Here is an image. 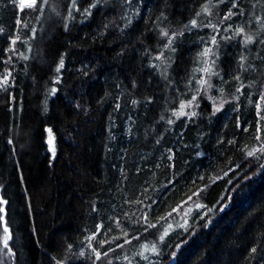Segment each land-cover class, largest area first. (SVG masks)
<instances>
[{"label":"trees","instance_id":"16d2710c","mask_svg":"<svg viewBox=\"0 0 264 264\" xmlns=\"http://www.w3.org/2000/svg\"><path fill=\"white\" fill-rule=\"evenodd\" d=\"M263 81L264 0H0V264H264Z\"/></svg>","mask_w":264,"mask_h":264},{"label":"rangeland","instance_id":"374dc122","mask_svg":"<svg viewBox=\"0 0 264 264\" xmlns=\"http://www.w3.org/2000/svg\"><path fill=\"white\" fill-rule=\"evenodd\" d=\"M28 2H29V0H20V8H22V7L26 8ZM8 79H9V77L5 76L3 82L6 80V82H4V83H7ZM183 112L186 113L187 109L184 108ZM49 130H51V129H49ZM49 130H48V134H47V144H48V150H49L50 155H51V159L53 160L55 158L56 154H57V142H56L55 133H53L52 130H51V133H49ZM53 148H54V151H53ZM197 207H201V206L197 203V200H193L192 199L189 203L186 204V206H183L181 209H179V212H180L179 216L180 217H178V216L177 217L175 216L174 218L171 217L168 222L164 223L162 229L163 230H169V229H172L173 227H175V223L179 222L181 224L182 222L186 221V219L189 216L190 212L194 208H197Z\"/></svg>","mask_w":264,"mask_h":264},{"label":"snow or ice","instance_id":"6c2138e0","mask_svg":"<svg viewBox=\"0 0 264 264\" xmlns=\"http://www.w3.org/2000/svg\"><path fill=\"white\" fill-rule=\"evenodd\" d=\"M36 4H37V0H29V2L27 3V7H28V8H33V7L36 6ZM75 6H76V0H72V7L75 8ZM91 7H95V4L91 5ZM233 7H235V5H233ZM87 11H88V10L85 9V12H87ZM229 15H231V13H229ZM69 16H71V11L69 12ZM226 18H227V17H226ZM192 23H193V25H195L196 22L193 21ZM239 31L242 32L243 29H240ZM164 35H167V33H164ZM251 39H252L251 37H247L246 40H245V43H249V42H251ZM170 42H171V41H169V43H170ZM214 42H215V41H214ZM204 54L207 55V52H205ZM242 59H243V58H242ZM62 67H63V60L60 61V65H59V67L57 68V71H59L60 68H62ZM204 71H209V70H208V69H204ZM4 82H6V80H5ZM206 83H207V81H203V80L201 81V84H206ZM208 86L211 87V85H208ZM52 91H53V93H54L56 90L53 89ZM193 100H195V97H193ZM190 105H191V102H189V104H188L187 106H190ZM184 107H186V105L181 104V111H180L179 113H175V115H177V116H179V115H184V114H185V113L183 112ZM217 110H219V109H217ZM193 114H194V113H193ZM49 133H51V130H49ZM53 151H54V148H53ZM260 151H264V148H261ZM254 154H255V151H250V152H248V155H249V156H253ZM0 203H3V202L0 201ZM0 212H3V209H2V208H0ZM0 219H2V217H0ZM4 232H5L6 234H7V232H8V229H7L6 226H5V228H4ZM164 235H167V232H165ZM160 239L163 240V239H164V236H161ZM7 240H8V237H6V238L4 239V247H5V248L8 247ZM126 242H127V241H126ZM144 248H145V250H150V251H152V252H156V246H155V245H153V246L151 247V249H148V246H147V245H145ZM252 251L255 252L256 249L253 248ZM81 255H83V253H81ZM99 255H100L99 253H96L97 258H99ZM141 255H143V254L141 253Z\"/></svg>","mask_w":264,"mask_h":264},{"label":"bare ground","instance_id":"6f19581e","mask_svg":"<svg viewBox=\"0 0 264 264\" xmlns=\"http://www.w3.org/2000/svg\"><path fill=\"white\" fill-rule=\"evenodd\" d=\"M125 7V6H124ZM128 7V6H127ZM23 8V7H22ZM126 9V8H125ZM211 16V15H210ZM203 23V22H202ZM207 23V22H206ZM199 26H201V25H199ZM203 27V26H202ZM209 27V26H208ZM201 28V27H200ZM204 29V28H203ZM208 29V28H207ZM185 30H186V28H185ZM197 31V30H196ZM202 40V39H201ZM226 40H227V38H226ZM225 41V40H224ZM264 82V81H263ZM215 107V106H214ZM216 109V108H215ZM221 112V111H220ZM219 112V113H220ZM221 114V113H220ZM189 124V123H188ZM224 127V126H223ZM203 134V133H202ZM200 137V136H199ZM197 142V141H196ZM204 142V141H203ZM211 143V142H210ZM249 152V151H248ZM244 154H245V152H244ZM212 155V154H211ZM247 155V154H246ZM256 155V154H255ZM192 156V155H191ZM204 158H205V156H203ZM246 157V156H245ZM244 157V158H245ZM261 157V156H260ZM239 158V157H238ZM242 158V157H241ZM248 160V159H247ZM257 161V160H256ZM251 162H254V161H251ZM244 163V162H243ZM251 166H254L253 164L252 165H250V167ZM177 167V166H176ZM233 167V166H232ZM239 168V167H238ZM237 168V169H238ZM236 169V168H235ZM236 169V170H237ZM176 171H177V169H176ZM172 172V171H171ZM184 173V172H183ZM170 175V174H169ZM161 176V175H160ZM158 177V176H157ZM177 177V176H176ZM163 178V177H162ZM161 179V178H160ZM175 179H177V178H175ZM139 180V179H138ZM170 180V179H169ZM175 182V181H174ZM162 184V183H161ZM166 185V184H165ZM156 186V185H155ZM154 186V187H155ZM147 187V186H146ZM161 187V186H160ZM153 188V187H152ZM158 188V187H157ZM159 189V188H158ZM148 191V190H147ZM154 191V190H153ZM158 193V192H157ZM174 193V192H173ZM200 193V192H199ZM179 194V193H178ZM149 195V194H148ZM170 195V194H169ZM155 196H156V194H155ZM159 196V195H158ZM195 196V195H194ZM178 197V196H177ZM181 197V196H180ZM196 198V197H195ZM155 199V198H154ZM190 200V199H189ZM154 201V200H153ZM165 201V200H164ZM167 201H168V199H167ZM176 201V200H175ZM5 203V202H4ZM145 204V203H144ZM165 204V203H164ZM176 204V203H175ZM185 204V203H184ZM229 204V203H228ZM143 205V204H142ZM171 205V204H170ZM146 206V205H145ZM151 206V205H150ZM153 206V205H152ZM162 206V205H161ZM172 206H174V205H172ZM184 206H186V205H184ZM204 206V205H203ZM226 206V205H225ZM169 207V206H168ZM171 207V206H170ZM137 208V207H136ZM143 208V207H142ZM146 208V207H145ZM172 208V207H171ZM171 208H169V209H171ZM179 208H181V207H179ZM199 208H201V207H199ZM224 208V207H223ZM168 209V208H167ZM203 209V208H202ZM185 210V209H184ZM219 210H221V209H219ZM145 211V210H144ZM214 211V210H213ZM183 212V211H182ZM211 212V211H210ZM197 213V212H196ZM219 213V212H218ZM167 214V213H166ZM188 214V213H187ZM198 214V213H197ZM215 214V213H214ZM122 215V214H121ZM130 215V214H129ZM149 215H150V213H149ZM172 215V214H171ZM179 215H180V212H179ZM209 215V214H208ZM219 215V214H218ZM222 215V214H221ZM220 215V216H221ZM193 216V215H192ZM196 216H199V215H196ZM180 217V216H179ZM185 217V216H184ZM174 218V217H173ZM215 218H216V216H215ZM138 218H136V220H137ZM146 219V218H145ZM148 219V218H147ZM190 219H192V218H190ZM210 219H211V217H210ZM213 219V218H212ZM116 220V219H115ZM149 220V219H148ZM175 220V219H174ZM178 220V219H177ZM202 221V220H201ZM210 221V220H209ZM122 222V221H121ZM143 222V221H142ZM154 222V221H153ZM196 222V221H195ZM152 223V222H151ZM179 223V222H178ZM193 223V222H192ZM208 223V222H207ZM130 224V223H129ZM139 224V223H138ZM153 224V223H152ZM177 224V223H176ZM180 224V223H179ZM197 224V223H196ZM142 225V224H141ZM162 225V224H161ZM113 226V225H112ZM144 226V225H143ZM204 226V225H203ZM117 227V226H116ZM146 227V226H145ZM147 227H148V225H147ZM171 227V226H170ZM177 227V226H176ZM154 228V227H153ZM158 228V227H157ZM150 230V229H149ZM148 230V231H149ZM155 230V229H154ZM153 230V231H154ZM171 230H173V229H171ZM193 230V229H192ZM151 231V230H150ZM176 231V230H175ZM178 231V230H177ZM195 231V230H194ZM109 232H111V231H109ZM115 232H117V230H115ZM131 232H133V231H131ZM141 232V231H140ZM182 232V231H181ZM145 233V232H144ZM159 233V232H158ZM163 233V232H162ZM120 234H122V232L120 233ZM135 234V233H134ZM149 234V233H148ZM153 234H155V233H153ZM152 234V235H153ZM175 234V233H174ZM104 235V234H103ZM150 235H151V233H150ZM157 235V234H156ZM184 235V234H183ZM102 236V235H101ZM148 236V235H147ZM155 236V235H154ZM169 236V235H168ZM89 237V236H88ZM146 237V236H145ZM150 237V236H149ZM156 237V236H155ZM178 237V236H177ZM126 239V238H125ZM135 240V239H134ZM140 240V239H139ZM142 240H144L143 238L140 240V241H142ZM146 240V239H145ZM178 240V239H177ZM176 240V241H177ZM98 242V241H97ZM165 242V241H164ZM133 243V242H132ZM131 243V244H132ZM134 243H135V241H134ZM142 243V242H141ZM119 244V243H118ZM117 244V245H118ZM127 244V243H126ZM82 245V244H81ZM99 246V245H98ZM158 246V245H157ZM162 246V245H161ZM129 247V246H128ZM130 248V247H129ZM123 249H127V248H122V250ZM150 249V248H149ZM157 249V248H156ZM117 251V250H116ZM116 251H114V253L116 252ZM118 251H120V250H118ZM117 251V252H118ZM124 251H126V250H124ZM127 252V251H126ZM171 252H172V250H171ZM174 252H176V251H174ZM113 253V252H112ZM119 253V252H118ZM122 253V252H121ZM168 254V253H167ZM110 255V254H109ZM111 255H113V254H111ZM110 255V256H111ZM118 255V254H117ZM134 255V254H133ZM146 255V254H145ZM144 255V256H145ZM172 255V254H171ZM182 255V254H181ZM128 257V256H127ZM157 257V256H156ZM175 257H177V256H175ZM110 258V257H109ZM115 258V257H114ZM171 258V257H170ZM107 259H108V257H107ZM113 259V258H112ZM149 259V258H148ZM157 259V258H156ZM163 259V258H162ZM109 260H111V258L109 259ZM167 260V259H166ZM112 261V260H111ZM127 261V260H126ZM171 261V260H170ZM107 262V261H106ZM113 262V261H112ZM157 263H160L159 261H156ZM115 263H116V261H115ZM155 263V262H154ZM165 263V262H164ZM107 264V263H106Z\"/></svg>","mask_w":264,"mask_h":264},{"label":"water","instance_id":"95a60500","mask_svg":"<svg viewBox=\"0 0 264 264\" xmlns=\"http://www.w3.org/2000/svg\"><path fill=\"white\" fill-rule=\"evenodd\" d=\"M3 210H4V207H3Z\"/></svg>","mask_w":264,"mask_h":264}]
</instances>
